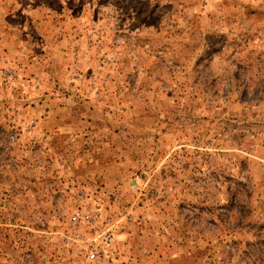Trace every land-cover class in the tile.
I'll return each mask as SVG.
<instances>
[{
    "label": "rangeland",
    "instance_id": "obj_1",
    "mask_svg": "<svg viewBox=\"0 0 264 264\" xmlns=\"http://www.w3.org/2000/svg\"><path fill=\"white\" fill-rule=\"evenodd\" d=\"M0 264H264V0H0Z\"/></svg>",
    "mask_w": 264,
    "mask_h": 264
},
{
    "label": "built area",
    "instance_id": "obj_2",
    "mask_svg": "<svg viewBox=\"0 0 264 264\" xmlns=\"http://www.w3.org/2000/svg\"><path fill=\"white\" fill-rule=\"evenodd\" d=\"M87 217V216H86ZM71 219L73 220V221H76L77 220V216L76 215H73L72 217H71ZM106 239H108V237H106ZM96 256V253L95 252H91L90 254H89V257L92 259V258H94Z\"/></svg>",
    "mask_w": 264,
    "mask_h": 264
}]
</instances>
